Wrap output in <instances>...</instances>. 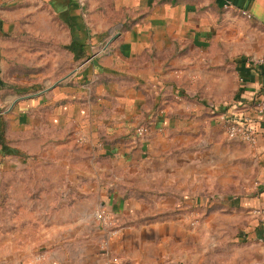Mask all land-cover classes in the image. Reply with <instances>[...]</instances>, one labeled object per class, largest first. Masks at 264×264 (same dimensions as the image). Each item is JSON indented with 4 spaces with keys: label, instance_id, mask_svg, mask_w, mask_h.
I'll list each match as a JSON object with an SVG mask.
<instances>
[{
    "label": "crops",
    "instance_id": "crops-1",
    "mask_svg": "<svg viewBox=\"0 0 264 264\" xmlns=\"http://www.w3.org/2000/svg\"><path fill=\"white\" fill-rule=\"evenodd\" d=\"M23 41L76 65L4 113L0 170L53 160L66 207L0 264H264V0H0V57ZM223 114L255 141L222 133ZM204 185L221 197L193 227L152 194Z\"/></svg>",
    "mask_w": 264,
    "mask_h": 264
},
{
    "label": "rangeland",
    "instance_id": "rangeland-1",
    "mask_svg": "<svg viewBox=\"0 0 264 264\" xmlns=\"http://www.w3.org/2000/svg\"><path fill=\"white\" fill-rule=\"evenodd\" d=\"M12 41L15 43L17 39ZM13 44H6L3 48H7V52L0 57L1 118L13 102L35 95L38 89L48 86L76 65V62L67 59L63 51L57 49L55 51H58V55L54 56L58 59H52V46H43V52L39 50L37 53L35 47L38 46L33 42ZM12 47L14 54L11 53ZM211 100L214 104L222 101ZM217 126L223 133L220 121ZM69 132L74 134L75 147H82L85 141L75 126ZM48 133L50 134V130ZM202 143L206 144L207 141L203 140ZM38 159L10 172L0 170V254L7 249L17 254L36 252L37 247L42 246L47 239L46 234L53 223L48 220L49 214L59 213V209L66 207L64 204H57L59 199L63 200L65 197V193L61 192L63 189H60L65 185V176L50 172V166H56L53 160ZM183 192L175 188L152 189V194L178 198L174 210L176 213L186 212L188 223L192 227L199 224L203 214L214 210L211 201L221 197L220 190L211 185ZM184 194L201 195L207 202L203 205L184 204L179 201V197ZM106 222H110L107 217Z\"/></svg>",
    "mask_w": 264,
    "mask_h": 264
},
{
    "label": "built area",
    "instance_id": "built-area-1",
    "mask_svg": "<svg viewBox=\"0 0 264 264\" xmlns=\"http://www.w3.org/2000/svg\"><path fill=\"white\" fill-rule=\"evenodd\" d=\"M223 132L230 138H239L248 140L250 142L255 141V125L254 122L245 116L241 115H227L223 114L220 117ZM147 131L145 126L136 127V134L143 135ZM264 212V210H263ZM98 220L106 222V215L104 212L98 211L95 213Z\"/></svg>",
    "mask_w": 264,
    "mask_h": 264
},
{
    "label": "trees",
    "instance_id": "trees-1",
    "mask_svg": "<svg viewBox=\"0 0 264 264\" xmlns=\"http://www.w3.org/2000/svg\"><path fill=\"white\" fill-rule=\"evenodd\" d=\"M0 119H1V117H0ZM2 137H3V136H2V132L0 131V139H2Z\"/></svg>",
    "mask_w": 264,
    "mask_h": 264
},
{
    "label": "water",
    "instance_id": "water-1",
    "mask_svg": "<svg viewBox=\"0 0 264 264\" xmlns=\"http://www.w3.org/2000/svg\"><path fill=\"white\" fill-rule=\"evenodd\" d=\"M0 82H1V76H0Z\"/></svg>",
    "mask_w": 264,
    "mask_h": 264
}]
</instances>
